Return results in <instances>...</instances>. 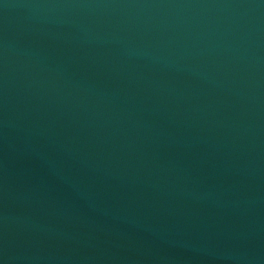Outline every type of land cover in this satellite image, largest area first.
<instances>
[{"label":"water","instance_id":"1","mask_svg":"<svg viewBox=\"0 0 264 264\" xmlns=\"http://www.w3.org/2000/svg\"><path fill=\"white\" fill-rule=\"evenodd\" d=\"M0 264H264V0H0Z\"/></svg>","mask_w":264,"mask_h":264}]
</instances>
